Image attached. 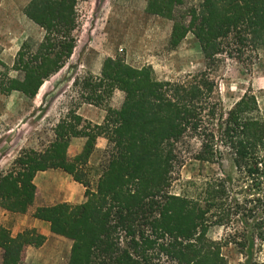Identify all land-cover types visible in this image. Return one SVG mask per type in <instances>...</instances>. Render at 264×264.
Listing matches in <instances>:
<instances>
[{"label":"trees","instance_id":"1","mask_svg":"<svg viewBox=\"0 0 264 264\" xmlns=\"http://www.w3.org/2000/svg\"><path fill=\"white\" fill-rule=\"evenodd\" d=\"M81 1L27 4L25 15L44 31L43 47L31 55L22 45L12 66L22 78L0 72V94L20 92L32 99L64 67L76 46ZM145 12L172 22L170 50L191 34L204 69L158 80L151 67L107 57L99 77H90L92 96L86 100L100 105L119 91L121 107L108 108L99 125L71 111L45 149L21 152L0 174V208L27 213L36 173L59 170L84 187V202L39 207L33 217L71 241L67 264H228L222 249L229 246L242 257L239 264H264L256 255L264 246V115L249 91L224 109L215 77L227 60L252 63L254 47L264 43V0H201L196 6L147 0ZM102 136L107 146L98 170L89 158ZM74 138L85 143L70 159ZM225 158L232 175L190 180L181 194L170 191L187 159L222 167ZM214 228L223 230L219 241L208 238ZM45 239L34 229L12 237L0 227V264H20L24 248H39Z\"/></svg>","mask_w":264,"mask_h":264},{"label":"rangeland","instance_id":"2","mask_svg":"<svg viewBox=\"0 0 264 264\" xmlns=\"http://www.w3.org/2000/svg\"><path fill=\"white\" fill-rule=\"evenodd\" d=\"M14 1L0 0V72L8 78L20 79L22 73L12 70L19 50H5V47L19 44L20 49L24 45L23 51L34 55L43 46L40 38H36L40 33L37 27L31 26L26 20L20 22L18 19L20 7L25 0H18V4ZM146 1H81L77 7L78 27L74 32L76 46L64 67L44 81L39 93L32 99L20 92L0 94V174H5L10 169L21 152L45 149L54 140V127L67 117L69 112L74 111L84 121L99 125L102 124L108 108L117 110L121 107L124 95L119 91H114L112 96L103 100L100 105L90 104L86 100L92 96L90 77H99L102 63L107 57H120L136 68L151 67L158 80L174 81L204 69L200 45L191 34L187 35L177 48H168L172 22L147 14ZM200 1L185 0V6H196ZM15 15L19 17L14 18ZM23 32H32L36 39L22 40L14 37L22 35ZM254 48L251 64L227 60L215 74L218 97L226 110L249 91L256 97L260 112L264 115V43ZM84 143L83 138L71 140L68 157L75 159ZM95 146L98 148L95 147L89 166L100 170L107 146L106 139L103 136L98 137ZM222 172L228 175L234 173L228 158L224 159L222 167L187 159L178 170L170 191L181 194L186 190L187 181L199 182L204 177L219 175ZM44 206H50L48 199L38 193L37 200L33 201L25 214H11L0 208V227L8 229L12 237L25 230L34 229L24 228L26 220L33 217L37 208ZM222 235V229L214 228L210 230L208 238L219 241ZM50 241L52 242L47 246L45 256H50L57 247L59 256L56 261L64 263L67 255L69 256L71 241L65 238ZM29 247L32 246L24 248L20 264H36L25 256ZM222 254L228 264H239L243 261L232 246L223 248ZM256 255L264 262V246Z\"/></svg>","mask_w":264,"mask_h":264},{"label":"crops","instance_id":"3","mask_svg":"<svg viewBox=\"0 0 264 264\" xmlns=\"http://www.w3.org/2000/svg\"><path fill=\"white\" fill-rule=\"evenodd\" d=\"M30 1L31 0L24 1V3L20 7L21 9L19 11L20 17L18 16L19 17L18 18L15 15L14 18L16 19L18 18L20 22L26 20L31 24V26L37 27V30H39L40 33L38 36L36 35V38L38 37L40 38V41H42L44 37V31L36 24H34L24 13V9ZM14 2L18 4L20 1L15 0ZM14 37L22 38V40L36 39L32 32H23L22 35L18 34L15 35ZM8 49H12V50L14 49V51L17 52L19 50V44L18 46H14L10 48L5 47V50ZM12 93H18V92H12ZM97 148L98 147H96V149ZM91 158L93 159V154L89 158V163ZM33 183L36 187L34 201L37 200L38 193H42L45 199H48L49 205H54L56 203H62V202L76 205L83 203L85 200L84 187L74 182L70 176L59 170H46V171L37 172L34 177ZM25 227L36 229L38 234H41L46 238L43 245L40 246L39 248H32V247L28 248V251H26V255H25L27 259H29L30 261L36 264H67V260H68L67 258H69L68 255L64 263H61L60 261L58 262L56 261L58 260V258L56 257L59 256V251L57 247L53 249V252L50 256H45L44 254L47 249V246L49 245V243L52 242L50 241L51 239L62 238L51 234L49 223L38 220L31 216L26 220V224L24 228ZM16 234L17 233H15V235ZM70 248L71 245H69V250Z\"/></svg>","mask_w":264,"mask_h":264}]
</instances>
